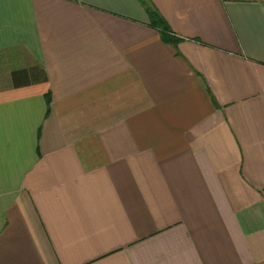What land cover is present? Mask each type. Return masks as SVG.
<instances>
[{
    "label": "crops",
    "instance_id": "obj_1",
    "mask_svg": "<svg viewBox=\"0 0 264 264\" xmlns=\"http://www.w3.org/2000/svg\"><path fill=\"white\" fill-rule=\"evenodd\" d=\"M0 264H264V0H0Z\"/></svg>",
    "mask_w": 264,
    "mask_h": 264
},
{
    "label": "trees",
    "instance_id": "obj_2",
    "mask_svg": "<svg viewBox=\"0 0 264 264\" xmlns=\"http://www.w3.org/2000/svg\"><path fill=\"white\" fill-rule=\"evenodd\" d=\"M143 4L145 5L146 2L143 1ZM148 11H149V14H150V17L152 19L154 26H156L158 29H160L163 38L167 41H171V42L175 41L174 37H172V35L170 34L171 33L170 28L167 25V23L165 22V20L163 18H161L158 15V13L155 10H153L152 8H150L149 6H148Z\"/></svg>",
    "mask_w": 264,
    "mask_h": 264
}]
</instances>
